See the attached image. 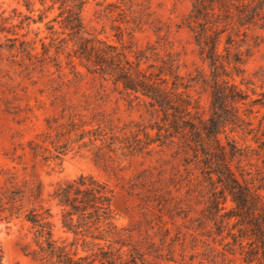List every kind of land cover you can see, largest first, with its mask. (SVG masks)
Returning a JSON list of instances; mask_svg holds the SVG:
<instances>
[{
	"label": "trees",
	"instance_id": "16d2710c",
	"mask_svg": "<svg viewBox=\"0 0 264 264\" xmlns=\"http://www.w3.org/2000/svg\"><path fill=\"white\" fill-rule=\"evenodd\" d=\"M14 1L38 14H20L19 23L10 27L0 16V63L17 65L32 85L35 77L49 76V86L40 90L49 102L47 107L34 98L31 104L27 86L19 88L20 83L9 84L0 76V86H6L0 106L18 124L31 123L39 111L55 112L25 142L12 137L4 153L0 221L27 225L29 240L20 251L37 264H236L237 256L239 264H264V166H256L254 175L247 168L253 166V156L264 162V114L258 128L252 121L253 106L264 107V102L251 99L235 81L245 83L243 65L251 56L248 32L264 30V0H191L186 27L209 75L199 71L188 82L179 74L177 60L169 53L161 56L154 45L133 50L122 43L121 32L116 34L120 45L85 37L81 13L89 0ZM55 9L58 13L45 23L51 39L47 45V37L39 38L30 25L43 23ZM65 33L68 39L60 37ZM72 39L78 41L66 53L70 80L60 56ZM74 57L89 74L110 82L111 92L120 94L129 108H143L149 119L125 122L99 109V100L109 96L103 83L104 95L97 92L94 101L86 95L83 103L69 98L71 84L83 76ZM191 82L210 90L208 118L198 112ZM239 131L252 135L257 149L240 144L234 136ZM175 146L183 172L178 166L156 173L147 167L127 181V193L145 209L127 227L115 223L113 192L105 182L82 174L51 184L48 191L37 170L41 164L49 176L75 152L91 155L116 177L133 160L152 159ZM198 197L203 208L200 216H192L191 201Z\"/></svg>",
	"mask_w": 264,
	"mask_h": 264
},
{
	"label": "rangeland",
	"instance_id": "374dc122",
	"mask_svg": "<svg viewBox=\"0 0 264 264\" xmlns=\"http://www.w3.org/2000/svg\"><path fill=\"white\" fill-rule=\"evenodd\" d=\"M40 5L36 3V9ZM192 9L191 0H89L83 7L81 17L85 26L86 33L84 36H95L98 39L106 40L110 44L120 45L116 34L121 32L122 43L131 47L133 50L144 49L147 45H154L161 56L169 53L180 65L179 74L184 77L185 82L196 76L197 72H202L205 76L209 75L208 65L203 62L199 56L197 46L193 41L190 30L186 27V18ZM58 11L55 9L47 13V18L43 23L31 24L30 29L39 31V38H44L45 44L51 42L50 34L46 30L45 23L54 17ZM37 16L38 12L29 13L21 3L14 0H0V16L6 18V26L17 25L21 20V15ZM58 32V25H55ZM18 31V30H17ZM20 34L26 32V28L18 31ZM249 44L251 45V56L243 65L244 84H240L241 79L236 78L235 81L240 88L245 90L251 99H260L264 102V30L251 29L249 32ZM258 36L257 46H254V37ZM68 39L67 33L60 35ZM29 39L34 38V33L30 32ZM2 37L0 36V41ZM77 39H72L67 42L65 53L60 56L62 66L65 68L66 53L71 51L75 46ZM40 50V45H37ZM63 47H61L62 51ZM245 47L242 49L244 50ZM54 53V48L51 49ZM77 69L82 73L79 82L72 83L67 96L73 100L84 102L86 95L89 101H94L98 94L104 95L100 91V85H106V93L108 97L99 100L101 110L109 113H115L122 121H147L149 116L143 108H129L126 101L121 99V95L112 91L110 82L102 81L97 75L89 74L81 65L80 61L73 58ZM20 68L10 63L8 60H2L0 63V76L4 82L16 85L20 83V87H28V97L31 104H34V98L43 99L47 103L46 93L40 94V90L46 89L49 86V76L36 78V85H32L30 80L22 78ZM54 69H50L52 73ZM64 72L67 79L72 80V75L69 74V69L65 68ZM12 78L9 80L8 78ZM53 77V76H52ZM247 83V84H246ZM189 89L192 97L197 101L198 112L204 117L209 116L210 107V90L206 87L190 83ZM3 91H6V86H0V97L4 96ZM22 95V92H19ZM10 97V95H8ZM105 100V101H103ZM242 110L245 106H241ZM55 114L50 110L36 112V118H32V122L25 121L18 124L17 120L6 114L0 106V171L6 167L4 153L11 147L12 137L14 141H23L33 137V135L42 130L43 118L47 115ZM264 114V107L260 105L253 106V127L258 128V123L261 116ZM263 131V130H261ZM19 135H22L20 138ZM234 136L242 145H250L251 148L257 149V144L252 140V135L243 134L241 131L234 133ZM225 142L224 136H221ZM180 155L177 154V147L165 149L159 155H155L152 159L138 158L132 161L130 168L127 171L118 173L115 177L107 173L100 164L96 163L93 157L89 154L78 155L75 152L68 153L62 161L61 169L46 175L44 167L39 164L37 167L46 189L50 191L51 184L58 181H70L77 178L79 175H91L99 181L105 182L113 192L111 208L114 213L115 223L119 227H127L136 224L142 217L145 209L141 201L134 195H129L126 191V183L131 176L147 167H154L155 173L173 166H178L183 172V167L180 166ZM28 164L32 165L28 159ZM246 163V162H245ZM253 166L251 168L254 175L257 167L264 166V162L256 160L253 156L251 159ZM257 166V167H256ZM195 175L198 174L196 171ZM1 178V177H0ZM184 193V190L182 191ZM195 196V195H194ZM198 197L193 199L191 204L194 211L192 216H200V211L203 204H197L196 201H201ZM27 225L14 221L10 224L0 221V256L1 264H37L29 257H26L21 251L20 246L24 245L29 239L26 237ZM203 250L202 248L200 251ZM236 264L240 263L238 256L235 257Z\"/></svg>",
	"mask_w": 264,
	"mask_h": 264
}]
</instances>
